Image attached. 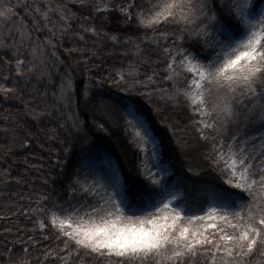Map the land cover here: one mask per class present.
<instances>
[{"label": "snow or ice", "instance_id": "obj_1", "mask_svg": "<svg viewBox=\"0 0 264 264\" xmlns=\"http://www.w3.org/2000/svg\"><path fill=\"white\" fill-rule=\"evenodd\" d=\"M79 7L90 15H77L63 0H0V51L11 53V58L0 56V97L20 99L27 91L26 115L52 125L45 136L59 147L46 151L61 174L91 127L121 128L135 149L143 182L128 184L114 165L101 174L79 162L67 173L63 193L47 187L55 177L43 178L44 189H30L7 206L8 214L0 213V222L16 218L0 224V237H14L0 246V264H264V4L79 0ZM110 12H118L126 26L134 21L145 34L122 39L97 28L92 17ZM77 21L82 22L73 28ZM68 33L81 43L90 34L131 45L135 60L101 71L89 67L91 57L99 58L95 51L73 44L65 54L81 59L66 64L57 48ZM81 66L87 81L78 90L74 73ZM105 87L145 97L155 112L171 109L160 123L175 146L205 161L220 182L190 199L186 181L169 179L175 165L164 159L165 138L154 133L138 106L97 91ZM82 106L91 124L81 115ZM3 131L13 134L5 155L32 144L30 133L16 143L15 128ZM30 167L39 171L43 165ZM201 171L187 167L196 176ZM10 175L8 168L0 170V182L7 184Z\"/></svg>", "mask_w": 264, "mask_h": 264}, {"label": "trees", "instance_id": "obj_2", "mask_svg": "<svg viewBox=\"0 0 264 264\" xmlns=\"http://www.w3.org/2000/svg\"><path fill=\"white\" fill-rule=\"evenodd\" d=\"M67 4L68 8L72 12L77 13V15L88 16L90 15L87 9H81L79 7V0H63ZM126 2V0H116V3ZM258 5L264 4V0H255ZM20 15H24L23 12ZM106 18V21H105ZM27 19V18H26ZM92 19L95 21L96 27L103 29L107 33L118 34L122 39L125 36L129 37H141L145 33L143 30L138 29L132 22V26H126L124 18L118 12H110L105 14H100L93 16ZM82 21H77L73 23V28L77 27V24ZM29 25L31 21L28 20ZM165 30V29H162ZM167 31H175L173 28L166 29ZM149 35L151 33H148ZM4 34H0V39H3ZM73 33H68L62 43L58 44L57 51L60 57L65 60L66 64H70L73 60H79L81 57L79 55H73L68 57L64 49L70 48L75 44L76 47L89 49L95 51L99 58L91 57L89 67H97L101 71H105L111 68H119L123 65H126L129 61H134L135 57L131 54L132 46L121 44L119 46L113 45L107 37H96L88 34L85 36L87 43H81L79 41H72L68 37L72 36ZM42 38V37H41ZM99 46H96V45ZM143 48L154 51L152 45L142 44ZM187 47L188 45H184ZM127 51L129 54L127 56L119 55V53ZM0 56H8L11 58V53L8 50L0 51ZM156 59V56L152 57ZM158 67L162 68L163 65ZM2 70V67H0ZM142 71H150L148 67L142 68ZM63 72V68H61ZM95 73H93L94 75ZM13 79L15 78L14 71L12 73ZM76 79V86L79 90L82 88L87 81V74L83 71V66L74 73ZM13 79H9L6 83L8 86H13ZM53 81L57 84L59 83V76L53 73ZM4 82V81H0ZM169 86L170 85H166ZM31 88V85H29ZM44 85H40V89L43 90ZM49 92L54 91L52 87L48 88ZM98 92L103 94L107 99H115L119 101L120 104H129L133 107L140 108V114L152 127L153 131L157 136H162V133H165L167 137L166 141L172 140L170 133L165 129L164 124H161V119L172 115L171 109H165L162 112L153 111L151 104L147 102V98L141 97L138 95H132L128 93H123L117 88L105 87L104 89H97ZM79 95V91H77ZM30 97L23 95L20 99L10 98L4 100L0 97V170L8 168L10 171L9 182L4 184L0 182V213L8 214L9 208L7 206L12 205L20 200L21 195L30 194V189H44L46 186L42 183V179L48 176L55 177V181H50V186H47L49 190L55 188L61 193L64 191V187L67 184V173L71 172L74 167L77 166L78 162L83 163L86 167L96 169L103 174V171L107 169L110 165L116 166L124 180L133 185L132 180L127 176L126 161L127 160H136L135 149L128 142V138L124 134L121 128L110 127L106 124L108 131H102L94 126L91 127L89 136L86 143H83L81 146L78 143L67 158L68 163L65 167L66 171L64 174H61L60 168L57 167L55 163V158L47 149H56L59 147L58 142H49L45 136L48 128L52 125L48 124L46 120L36 122L26 115L24 102L29 100ZM159 106V105H158ZM35 107V104L33 105ZM185 113H182V115ZM81 115L85 120L91 124L92 116L84 115V108L81 107ZM5 117H9L7 123H5ZM3 128H9L16 130V135L20 137V140L16 143L22 142L23 137L26 133H30L32 136V144L30 147L19 148L16 147L10 154L5 155L3 149L9 147L13 144L12 132L5 133ZM41 129L44 131L42 132ZM63 133H61V136ZM168 139V140H167ZM173 141V140H172ZM43 144V148L39 145ZM177 147L175 152L169 147L168 143L165 142L164 148V159H171L172 164L175 165L173 168L174 175L169 179L171 181H186L187 187L185 188V194L189 196L190 199H195L198 197L203 190L204 186H207L211 183H219V173L209 168L208 164L196 156L194 153H177ZM180 150V149H179ZM25 157H28L27 163L25 162ZM43 158V159H40ZM191 160V163H189ZM137 161V160H136ZM133 161V162H136ZM30 165H43L39 171L34 168H31ZM199 167L203 169L199 176L194 175L193 173L187 172V167ZM22 179L28 181L27 184H17L16 179ZM135 186V185H134ZM11 211H15V208H12ZM16 218L12 217L11 220L0 222L4 226H7L11 223H15ZM20 222L25 224L26 227L31 228L30 223L21 218ZM2 231V229H0ZM37 237H40V233L37 232ZM13 236H8L6 239L0 237V246L4 245L7 241L13 240ZM12 245H9L11 247ZM16 251L19 252V246L16 247Z\"/></svg>", "mask_w": 264, "mask_h": 264}, {"label": "rangeland", "instance_id": "obj_3", "mask_svg": "<svg viewBox=\"0 0 264 264\" xmlns=\"http://www.w3.org/2000/svg\"><path fill=\"white\" fill-rule=\"evenodd\" d=\"M162 136L164 138L167 137L165 135V133H162ZM167 138H169V137H167ZM165 142H167L169 147L172 149V151L175 152L176 146L173 143V141L172 140L166 141V138H165ZM176 151H177V153H181L179 148H177ZM133 161H136V160H127L126 161V166H127L126 169H127V174H128L127 176H129V178L132 180L133 185H137V184L143 182V177L138 174L137 167H136L137 161L136 162H133Z\"/></svg>", "mask_w": 264, "mask_h": 264}]
</instances>
